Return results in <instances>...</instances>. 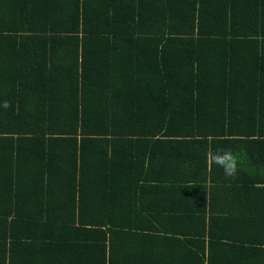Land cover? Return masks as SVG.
Masks as SVG:
<instances>
[{"label": "trees", "instance_id": "obj_1", "mask_svg": "<svg viewBox=\"0 0 264 264\" xmlns=\"http://www.w3.org/2000/svg\"><path fill=\"white\" fill-rule=\"evenodd\" d=\"M30 1L0 0V104H11L0 107V140L15 143L31 126L36 141L51 137L54 151H34L38 162L25 167L22 185L44 172L59 183V204L68 210L61 226L69 232L51 225L52 237L101 244L80 264H129L127 255L138 254L145 237L149 260L164 264L159 252L181 240L172 224L179 216L161 221L156 233L142 230L133 215L150 212L153 191L173 171H156L153 150L170 140H154L216 136L212 152L230 149L238 161L235 147L243 141L226 135L243 136L251 152L264 145V70H257L264 63V0H84L82 14L80 0H55L48 22L45 0ZM69 12L70 20L63 18ZM202 94L216 97L214 113L197 110ZM234 95L246 100L241 110ZM123 145L132 151L120 169L115 150ZM207 153L183 177L187 197L178 208L198 206L192 196L208 194V179L218 183ZM255 158L264 161V152ZM14 166L6 159L1 168ZM19 186L0 185L6 220L18 197L43 201L47 193L39 182L27 195ZM70 248L91 250L88 243Z\"/></svg>", "mask_w": 264, "mask_h": 264}, {"label": "crops", "instance_id": "obj_2", "mask_svg": "<svg viewBox=\"0 0 264 264\" xmlns=\"http://www.w3.org/2000/svg\"><path fill=\"white\" fill-rule=\"evenodd\" d=\"M54 1L45 0L47 6L43 7V11L45 12L44 20L47 22L49 18L56 16V13L52 11ZM57 1L63 5L70 0ZM30 2L40 3L38 0ZM83 4L84 0H80V14L83 13L81 11ZM63 18L70 20V12L64 14ZM44 28L46 27L42 29L45 30ZM66 34L61 33L60 37L63 39ZM59 46L57 42V47ZM250 64L252 67L255 66V63ZM263 64L258 65L257 70H261V68L264 70ZM108 82L110 83V80ZM114 83L117 87H125V84ZM201 96H205V94ZM31 97L35 98L34 95ZM231 98V102L235 101V104L238 105L237 108L241 110L246 101L244 96L234 95ZM200 101L203 103L197 104L198 111L201 110L207 114L215 112L214 108L209 109V104L217 105L216 97L205 96ZM123 104L125 105L120 112H126L124 109L128 103L123 102ZM163 131L166 132L165 129ZM171 132L177 134L175 129ZM33 133L34 130L30 126L21 137L16 138L15 143L0 140V185L4 184V181L11 183L15 189L20 185L21 190L18 194L23 191L27 195V189L33 188L32 185L39 182L43 185L42 189L47 192L43 201L18 197V202L15 201L11 206L14 214L7 220L4 216L5 210H2L3 207L0 205V257L2 256L0 264H80L91 254L92 256L98 255L101 244L97 241L98 244H94L63 237L55 239L52 237L50 234L52 233L51 225L56 231L62 229L68 231L61 226L64 224L63 222H66L68 210L59 204L61 198L59 183L51 182L50 178L44 175L45 172L23 185L19 178L26 166L37 164L36 151L40 153L54 151L53 147H50L51 137H43L44 141L39 142L33 138L36 137V134ZM225 137H228L226 139L239 138L243 141L240 143L241 146L235 147V152L240 156L237 177L226 179L223 169L214 165L215 168L217 167L214 179L218 183H213L208 179L205 184L206 187H209L206 191L208 194H203L202 197L197 194L192 196L193 200L198 201V206L182 208H178V205L187 197V191L181 187L183 179L193 175L196 164L202 160L201 156L205 150L212 152L211 147L215 141L219 140V137L209 136L205 140L204 136H196L193 138V143H183L179 137L157 136V139L154 140L163 142L170 140L153 150L151 162L153 161L156 171L163 166L173 167V171L162 180L160 187L157 188L158 191H153L155 199L151 200L154 203L150 212L142 210V212L133 213V215L137 217V222L141 224L142 230H153L156 233L162 231L161 221L168 222L171 220H168V217L176 214L179 216L175 219L177 224L174 221L172 224H175L177 233H181V240L176 241L177 247L175 248L168 241L167 250L165 248L159 252L163 255L160 260L167 259L164 264H264V161L255 158L264 152V145L257 146L251 152V145L241 138L243 136L229 134ZM13 146L17 149L16 153L10 154ZM116 149L118 151L115 150V152L119 153L120 160L115 167L123 169L127 165L126 158L129 159L132 149L127 145H123L121 148L116 147ZM2 152L5 154H1ZM49 155L47 153L45 162ZM6 159L13 163L15 161V166L5 172L1 165ZM209 163L211 162L209 161ZM221 182H225V184ZM36 238H38V244L34 241ZM145 239L147 243L140 246L138 254H128L126 261L129 264H162L160 261L149 260L151 239L149 237H145ZM75 242L79 245L88 243L91 250L79 252L71 249L70 246ZM116 248H122V246L119 245ZM165 254L166 257H164Z\"/></svg>", "mask_w": 264, "mask_h": 264}, {"label": "clouds", "instance_id": "obj_3", "mask_svg": "<svg viewBox=\"0 0 264 264\" xmlns=\"http://www.w3.org/2000/svg\"><path fill=\"white\" fill-rule=\"evenodd\" d=\"M0 107L8 109L11 107L9 101L5 100ZM207 158L212 165L222 168L226 179H235L239 172L238 157L230 149H218L216 152H208Z\"/></svg>", "mask_w": 264, "mask_h": 264}]
</instances>
